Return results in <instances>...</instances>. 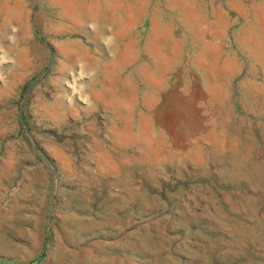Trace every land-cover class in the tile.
<instances>
[{
  "label": "rangeland",
  "instance_id": "obj_1",
  "mask_svg": "<svg viewBox=\"0 0 264 264\" xmlns=\"http://www.w3.org/2000/svg\"><path fill=\"white\" fill-rule=\"evenodd\" d=\"M0 264H264V0H0Z\"/></svg>",
  "mask_w": 264,
  "mask_h": 264
}]
</instances>
